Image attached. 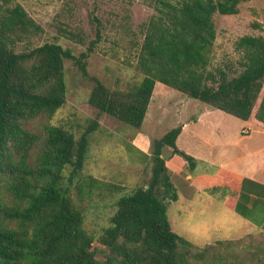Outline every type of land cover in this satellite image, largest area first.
Wrapping results in <instances>:
<instances>
[{
	"label": "trees",
	"instance_id": "trees-1",
	"mask_svg": "<svg viewBox=\"0 0 264 264\" xmlns=\"http://www.w3.org/2000/svg\"><path fill=\"white\" fill-rule=\"evenodd\" d=\"M247 1L159 0L138 48L136 68L144 76L120 88L88 69L102 37L99 27L97 38L87 42L82 31L59 23L53 39L40 42L46 30L26 8L16 0H0V264H192V257L208 259L213 246L193 252L192 242L173 229L168 215L179 195L164 150L181 156L189 170L197 166L196 158L177 146L181 127L154 140L150 169L118 198L99 237L107 247L101 258L94 249L96 236L85 227L88 199L100 180L84 170L100 116L141 128L157 81L264 128V35L237 40V68L211 64L215 15L237 14ZM62 38L86 50L77 55ZM67 60L94 82L88 103L96 116L79 135L62 125L30 128L31 120L53 117L67 102ZM107 186L115 192L126 189L115 182ZM256 264H264V256Z\"/></svg>",
	"mask_w": 264,
	"mask_h": 264
},
{
	"label": "rangeland",
	"instance_id": "rangeland-1",
	"mask_svg": "<svg viewBox=\"0 0 264 264\" xmlns=\"http://www.w3.org/2000/svg\"><path fill=\"white\" fill-rule=\"evenodd\" d=\"M16 1L45 28L46 33L40 42L53 39L59 23L82 31L87 42L97 38L96 31L99 27L102 37L88 60L90 74L98 76L112 87L120 88H128L142 80L144 75L136 68L138 48L142 40V30L158 12L159 0ZM215 21L217 38L211 64L237 68L240 56L236 50L237 40L246 34L264 35V0H249L242 3L237 14L217 13ZM60 42L72 46L77 55L86 50V45L74 44L64 38L60 39ZM24 46L26 44L20 48ZM65 76L68 85L65 105L59 108L53 117H38L31 120L30 128L45 131L47 125H62L79 135L88 121L96 116L97 110L88 103L94 82L83 77L72 60L66 61ZM168 96L167 98L175 99H171L163 106L158 105L154 120L152 118L154 104L151 103L150 113L143 127L134 128L114 117L102 114L100 129L90 137L93 140L84 173L92 174L100 183L94 188L92 197L87 198L90 207L85 227L96 236L94 249L100 258L104 256L107 247L99 237L103 229L109 225L118 198L127 192V187L136 186L143 173L140 169L144 165L140 160L127 158V150L122 140L146 136L150 139V153L153 154L155 139L174 127H182L186 121L192 123L205 107L202 101L180 91L168 93ZM216 113L227 116L228 133H231V129L234 131L236 123H242L241 119L219 109ZM250 129L253 139L248 142L258 143L264 147V136L259 133L260 128L250 126ZM179 147H188L185 139L180 142ZM170 153L169 149L165 150L166 160L169 159ZM263 158L264 152L251 159L254 164H258ZM149 163H153V157ZM151 164L147 169H150ZM217 169L218 167L211 163H203L198 167L199 172L208 170L214 172ZM110 182L122 184L126 189L120 192L112 191L107 186ZM174 182L179 186L178 181L174 179ZM213 185L210 183L205 190L197 191L183 201L189 211H184V206L179 205L177 201H172L168 209L175 231L192 242L193 252L202 250L208 244L213 246L207 260L200 261L192 257V264H256L258 257L264 256V228L252 229L246 226L247 223L226 208L220 198L221 193L228 194L227 185H215L216 188ZM176 190L178 194L184 195L180 186Z\"/></svg>",
	"mask_w": 264,
	"mask_h": 264
},
{
	"label": "crops",
	"instance_id": "crops-1",
	"mask_svg": "<svg viewBox=\"0 0 264 264\" xmlns=\"http://www.w3.org/2000/svg\"><path fill=\"white\" fill-rule=\"evenodd\" d=\"M173 91L175 93L178 90H173L166 84L157 81L150 102V105L152 102L154 104L152 108L153 120L156 119L158 105L163 106L171 99H175V97L167 98L169 97L168 93L172 94ZM150 105L143 125L150 113ZM217 111L218 109H213L205 104V107L192 123L186 121L182 124L177 146L180 150L196 158L197 166L194 170L185 167V161L181 156L170 153L169 159L166 160L163 153L166 165L173 172V182L174 179L178 181L181 192L184 193V195L178 194L177 202L184 206L183 201L186 198L192 197L197 191L205 190L210 183L214 184V188L217 187L215 185H227L228 194L221 193L222 196L220 195L224 206L246 222V226L249 228H264V158L260 162L258 160V164H254L251 159L258 153L264 152V147L259 146L258 143L248 142V140L253 139L250 126L260 128L259 133L263 136L264 128L256 126L250 121L242 120V123L239 124L238 122L234 125V131L231 129V133H228V118L222 114H217ZM248 130L251 131L245 133ZM133 139L131 137L122 140V143L126 147L127 158L140 160L144 165L140 171H143L151 164L149 163L152 158L150 139L146 136ZM184 139L188 147L181 148L179 145ZM225 157L228 160H226L227 158L224 159ZM203 163L214 164L218 169L214 172H209V170L199 172L198 167ZM174 184L179 189L176 182ZM209 195L211 196V194ZM183 210L189 211L185 206ZM171 225L176 230L172 221Z\"/></svg>",
	"mask_w": 264,
	"mask_h": 264
}]
</instances>
